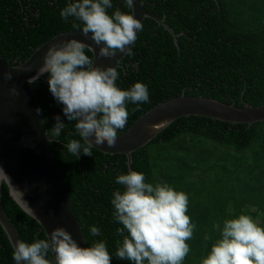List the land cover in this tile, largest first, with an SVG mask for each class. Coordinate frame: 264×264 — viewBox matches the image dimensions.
I'll list each match as a JSON object with an SVG mask.
<instances>
[{
	"label": "trees",
	"instance_id": "trees-1",
	"mask_svg": "<svg viewBox=\"0 0 264 264\" xmlns=\"http://www.w3.org/2000/svg\"><path fill=\"white\" fill-rule=\"evenodd\" d=\"M68 0H0V54L11 65L26 61L37 48L55 35L82 30V22L61 10ZM116 8L132 14L124 0H112ZM150 13L165 18L169 30L146 18L143 31L117 69L122 90L136 82L149 89V102L127 103L129 117L123 135L143 114L158 104L185 93L226 104L264 105V0H142ZM75 25V26H74ZM93 59V54L86 49ZM32 87L51 133L60 116L66 127L50 148L63 176L74 211L82 226L87 247L103 241L111 264H132L116 257L122 227L113 217L111 203L123 186L117 176L127 174L124 154H105L92 148V156L69 153L70 140L85 141L49 91L48 75ZM133 109H136L133 111ZM132 169L145 175V182H166L188 195L187 214L196 225L187 243L190 252L183 264H200L219 237L215 224L240 214L251 216L264 227V122L231 124L202 116L182 117L171 123L143 148L133 152ZM5 211L27 243L46 238L44 228L26 215L2 185ZM100 229L92 236L90 227ZM210 237V239H206ZM13 247L0 224V264H15ZM53 260L49 253L47 257Z\"/></svg>",
	"mask_w": 264,
	"mask_h": 264
},
{
	"label": "clouds",
	"instance_id": "clouds-1",
	"mask_svg": "<svg viewBox=\"0 0 264 264\" xmlns=\"http://www.w3.org/2000/svg\"><path fill=\"white\" fill-rule=\"evenodd\" d=\"M124 3L127 8H134V0ZM112 7V0H68L60 15L65 21L72 17L82 22V33L91 34L95 45H103L99 48L100 57L113 58L118 52L132 56L130 45L136 41L137 32L143 31V24L119 8L109 15L107 10ZM88 48L76 38L51 44L41 67L28 81L35 84L41 76L48 75L49 91L63 105L67 119L76 122V132L85 141L83 146L75 139L65 145L69 153L78 157L81 149L84 155L92 156L91 149L105 142L108 147H115L118 130L125 128L129 117L127 103L149 102V89L144 83L136 82L130 89L122 90L116 83V67L95 66L86 54ZM6 78L12 79L11 72ZM10 92L19 95L15 87ZM55 119L51 133H47L50 142L59 138L66 127L59 115ZM116 182L123 186V191L116 190L111 200L113 217L122 225L117 229L122 240L118 241L116 257L132 264H183L190 252L187 241L193 238L196 228L187 214L188 195L166 182L147 183L143 173L131 169L117 176ZM0 184L7 185L12 199L26 215L38 219L2 167ZM214 228L219 237L200 264H264V227L251 216L240 214L224 220L222 228L218 223ZM90 233L98 236L100 229L91 226ZM13 249L15 264H111L105 242L81 247L63 227L32 243L18 239L13 242ZM49 253L54 261L47 258Z\"/></svg>",
	"mask_w": 264,
	"mask_h": 264
},
{
	"label": "water",
	"instance_id": "water-1",
	"mask_svg": "<svg viewBox=\"0 0 264 264\" xmlns=\"http://www.w3.org/2000/svg\"><path fill=\"white\" fill-rule=\"evenodd\" d=\"M132 14L141 20L142 24L146 18H151L177 36L165 18L147 11L142 0H134ZM90 36L91 34L85 36L82 30L61 32L18 65L9 64L0 54V167L10 177L12 184L23 193V199L34 210L38 218L36 221L44 228L46 236L55 228L63 227L72 234L81 247H87L82 226L53 157L36 93L28 81L41 67L47 48L53 43L59 44L70 38H76L89 46L95 66L101 68L111 66L117 70L127 55L118 52L113 58L100 57L99 48L103 45H95ZM135 42L130 45L131 48ZM9 72L12 74L11 80L6 78ZM44 76L39 79H43ZM12 87L17 89L19 95L10 92ZM190 116L251 126L264 122V105L252 106L245 103L240 107L183 93L179 97L158 104L140 116L123 135L117 137L115 147H108L105 142V145L93 148L105 154L126 155L129 169L133 170V152L146 146L175 120ZM2 185L0 184V224L13 247V242L21 237L5 211Z\"/></svg>",
	"mask_w": 264,
	"mask_h": 264
}]
</instances>
